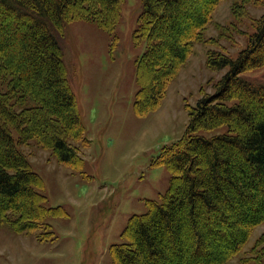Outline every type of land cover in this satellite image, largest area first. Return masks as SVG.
<instances>
[{
    "label": "trees",
    "instance_id": "trees-1",
    "mask_svg": "<svg viewBox=\"0 0 264 264\" xmlns=\"http://www.w3.org/2000/svg\"><path fill=\"white\" fill-rule=\"evenodd\" d=\"M143 1L134 35L148 45L137 68L139 117L160 106L223 0L197 8L194 0ZM237 1L238 12L264 6ZM121 13L122 0H0V220L17 232H38L57 210L47 207L43 180L22 147L33 143L65 166H80L85 127L59 37L74 21L113 35ZM180 17L191 25L176 35ZM208 66L228 70L188 110L183 137L158 157L171 174L169 188L129 220L125 241L111 247L113 264H226L264 222V84L241 77L264 67V15L237 58L210 52ZM150 81L157 85L149 92Z\"/></svg>",
    "mask_w": 264,
    "mask_h": 264
},
{
    "label": "rangeland",
    "instance_id": "rangeland-1",
    "mask_svg": "<svg viewBox=\"0 0 264 264\" xmlns=\"http://www.w3.org/2000/svg\"><path fill=\"white\" fill-rule=\"evenodd\" d=\"M194 2L197 8L208 0ZM239 3H219L204 42L195 45L160 106L145 117L134 110L140 89L138 61L148 48L147 42L134 39L144 1L122 0L113 35L89 21L66 24L59 42L85 127L84 143L77 144L80 166H65L33 143L22 147L43 180L40 191L47 207L57 210L36 233L17 232L0 220V264H113L111 247L125 241L122 233L129 220L147 212L148 203L160 201L169 188L171 174L157 163L158 157L183 137L188 110L202 94L213 93L214 84L228 70L211 69L209 53L237 58L264 15V6L254 4L238 12ZM190 25L180 17L176 35L188 33ZM148 70L142 68L143 78ZM241 77L264 84V67ZM152 85L157 84L150 81L149 92ZM224 131L226 127L214 133ZM263 233L264 222L226 264H264V243L258 244Z\"/></svg>",
    "mask_w": 264,
    "mask_h": 264
}]
</instances>
